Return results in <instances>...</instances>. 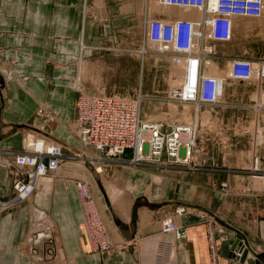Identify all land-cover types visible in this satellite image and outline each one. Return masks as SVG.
I'll use <instances>...</instances> for the list:
<instances>
[{
    "label": "crops",
    "instance_id": "obj_1",
    "mask_svg": "<svg viewBox=\"0 0 264 264\" xmlns=\"http://www.w3.org/2000/svg\"><path fill=\"white\" fill-rule=\"evenodd\" d=\"M141 6L140 0H0V150L21 148L24 131L42 142L58 143L46 135L71 141L63 126L75 116L77 83L87 93H104L108 86L104 30L124 32L132 24L144 29L148 15L141 14ZM39 109L51 119L38 115ZM65 143L62 149L70 151ZM7 161L0 154V201L13 195L8 169L14 166ZM83 170L92 178V193L116 245L156 235L162 217L184 205L189 212L171 215L184 235L176 241V264H239L229 254L231 241H238V254L246 250L245 264H264V193L253 192L246 175L174 177L121 163L102 166L100 177ZM83 170L61 165L56 176L41 177L28 197L0 214V264H135L134 247L86 255L73 186ZM204 212L214 221L203 218ZM46 248L56 254L54 260L47 261Z\"/></svg>",
    "mask_w": 264,
    "mask_h": 264
},
{
    "label": "rangeland",
    "instance_id": "obj_2",
    "mask_svg": "<svg viewBox=\"0 0 264 264\" xmlns=\"http://www.w3.org/2000/svg\"><path fill=\"white\" fill-rule=\"evenodd\" d=\"M141 1V14L146 13L148 18L151 16L160 17V15H163L161 18L165 19L191 18L200 20L202 18L200 12L190 8L165 6L159 4L158 0ZM208 1L211 6L212 0ZM144 4H148L153 11H146ZM145 25L146 21L143 29V26L132 24L124 28V32L118 31L116 28L104 30L105 35H108L104 37V80L108 81V86L104 87V93H87L81 89L80 79H78L74 107L75 116L70 125L63 126V130L71 137V141L66 139L67 142L65 140L63 142H66L65 144L70 143L72 149L70 151L62 149L65 155L77 156L73 159H66L62 165H76L82 170L84 167L91 168L93 171L86 160L78 159L84 153L83 155L87 156L89 163L96 166L102 167L108 163H121L156 175L161 173H172L174 177L223 175L226 178L228 175L243 174L247 176L244 178L250 182L253 192L264 193V180L261 178L264 177V110L254 106L257 92L254 91L253 85L245 82H230L224 88L218 103L214 105L175 101L171 94L178 92L180 88L184 67L174 64L171 66L168 54L158 53L154 46L148 47L145 44ZM214 46L216 54L211 61L202 58L200 60L204 65V74L218 80L225 78L226 71L230 68V60L235 56L249 57L254 61L264 59V15L260 18L237 19L230 39L225 43H215ZM81 95H116L129 101H136L139 103V116L142 121L161 123L164 130L170 129L175 124L184 126L177 130L178 142L182 144L178 148V153L180 158L184 157L185 145L189 162L170 165L165 163L163 158H160L158 164L143 162L136 165L130 163L132 153L129 150L125 151L124 156L113 159L105 158L96 151L94 152L91 147L86 146L77 138L76 103ZM43 112L41 109L37 111L38 115H43L42 118L50 120V112L46 109ZM142 135L143 139H149L150 131L146 130ZM45 137L53 139L61 145L51 143L50 140V142L47 140L42 142L45 139L41 136L26 134L24 131L21 148L18 150H0V154L5 156L7 162L13 161L14 167L8 169L12 177L11 187L16 177L14 171L16 155L27 151L33 154L39 151H48L55 145L63 147V142L61 143L47 135ZM190 143H192L191 148H189ZM145 147L146 145L143 144L142 148L145 149ZM140 151H136L137 156H141L142 153L145 154V152ZM143 155L141 157H144ZM237 170L247 172H233ZM57 173H53L51 176L54 177ZM86 175L88 177L81 178ZM76 178L73 186L78 196L85 229L86 255L91 253L113 255L120 251L129 250V247H134L133 252L136 253L137 257L135 264H153L155 261L159 264H176V241L184 235L179 232L178 225L171 215L179 216L189 212L185 210L184 205L174 206L172 214L162 217L156 235L133 236L131 241H124L122 243L124 247H121L109 238L96 196L92 193L90 174L83 170ZM223 185H225L224 182L220 183L222 191H227L228 189ZM14 197L13 191V195L8 201H0V214L23 200L12 201ZM102 207H104L103 203ZM200 215L205 219L214 221L213 217L205 212ZM168 219L174 225L173 231H168L165 228ZM210 230L213 231V229ZM44 250L48 256L47 261L55 259L56 254L51 248ZM235 254L241 256L238 252ZM46 255L43 253L44 258ZM143 256H146L145 260L141 259Z\"/></svg>",
    "mask_w": 264,
    "mask_h": 264
},
{
    "label": "built area",
    "instance_id": "obj_3",
    "mask_svg": "<svg viewBox=\"0 0 264 264\" xmlns=\"http://www.w3.org/2000/svg\"><path fill=\"white\" fill-rule=\"evenodd\" d=\"M158 3L190 8L202 15L200 20L153 16L146 20L145 44L148 47L154 46L158 53L168 54L171 66L184 67L180 88L171 94L172 98L181 103L214 105L230 82H245L252 84L257 92L254 106L264 110L263 58L255 61L242 57L231 58L230 68L222 80L205 75L200 60L211 61L216 54L214 44L225 43L230 39L237 19L260 16L264 12V0H212L211 6L208 0H158ZM76 108L77 138L105 158H119L129 150L132 153L130 163L136 165L143 162L158 164L160 158L170 165L189 162L185 145L184 157L180 158L178 153L182 144L178 142L177 130L184 126L175 124L164 130L161 123L142 121L139 103L136 101L116 95H81ZM146 129L150 131L149 139L142 138ZM143 144L146 145L145 149L142 148ZM136 149L145 152L144 155L142 153L144 157L137 156ZM67 158L74 156L65 155L60 147L35 154L27 151L16 155V177L12 185L15 197L12 201L27 197L36 179L55 171ZM24 159L33 161L22 166L19 162ZM261 178L264 180V177ZM171 226V220L168 219L167 227ZM179 232L183 233V230L179 229ZM209 249L214 258L211 240Z\"/></svg>",
    "mask_w": 264,
    "mask_h": 264
},
{
    "label": "bare ground",
    "instance_id": "obj_4",
    "mask_svg": "<svg viewBox=\"0 0 264 264\" xmlns=\"http://www.w3.org/2000/svg\"><path fill=\"white\" fill-rule=\"evenodd\" d=\"M264 15V12L260 15V16H258V17H249V18H260V17H262ZM146 130H148V129H146ZM146 130H144V131H146ZM143 131V132H144ZM143 134V133H142ZM59 144V143H58ZM61 145V144H60ZM60 145H55L53 148H55V147H60V149H61V151H62V147L60 146ZM87 146V145H86ZM89 146V145H88ZM90 147V146H89ZM52 148V149H53ZM92 148V147H91ZM93 149V148H92ZM140 149V148H139ZM139 149H136V151L137 150H139ZM94 150V149H93ZM80 152V151H79ZM79 152H77V153H79ZM93 152V151H92ZM95 152V151H94ZM81 154V153H80ZM84 154V153H83ZM83 154H81V156L80 157H78V159L80 158L81 160H83V161H87V163L90 165V167H92V169H93V171H92V173H94L95 174V176L96 175H98L99 177H100V175H101V171H102V167H100V166H96V165H94L93 163H89V159L87 158V156L86 155H83ZM73 155H75L74 153H73ZM77 155H75L74 156V158L76 157ZM68 159H73V158H67V160ZM66 160V159H65ZM64 160V161H65ZM81 160H79V161H81ZM92 160V159H91ZM33 161V160H32ZM32 161L31 162H28V161H26L25 159L23 160V161H21V162H19L20 163V165H22V166H24L25 164L27 165V164H31L32 163ZM63 161V162H64ZM62 162V163H63ZM62 163H60L58 166H57V168L55 169V171H53V172H50L49 174H47V176H49V175H51V174H53V173H57L58 172V170H59V167L62 165ZM88 166V165H87ZM91 169V168H90ZM93 176V175H92ZM40 179V177L38 178V179H36V181H35V183L33 184V186H32V188H31V190H30V193H29V195L32 193V191H33V189L35 188L34 186H35V184H36V182L38 181ZM104 182V181H103ZM103 184V183H102ZM105 184V183H104ZM103 184V185H104ZM111 189V188H110ZM117 190V189H116ZM106 194H107V192H106ZM28 195V196H29ZM27 196V197H28ZM109 196H110V198H113L112 196V194H109ZM108 197V196H107ZM111 203V202H110ZM167 223H168V221L165 223V228L168 230V231H173V228H174V225H173V223H172V226H171V228H169V227H167ZM131 243V242H130ZM237 252H239V250L237 251ZM236 252V253H237ZM241 254V253H240ZM247 254V253H246ZM236 255V254H235ZM236 259L237 258H239V256L238 255H236V257H235ZM245 259H246V257H245ZM245 259H244V261H243V264H245Z\"/></svg>",
    "mask_w": 264,
    "mask_h": 264
},
{
    "label": "water",
    "instance_id": "obj_5",
    "mask_svg": "<svg viewBox=\"0 0 264 264\" xmlns=\"http://www.w3.org/2000/svg\"><path fill=\"white\" fill-rule=\"evenodd\" d=\"M227 246H229V248H230V249H229V254H230V256H231L232 258H235L236 255H235L234 252H237V251L239 250V246H240V245H238V241H231V242H229V243L227 244ZM245 257H246V250L244 249V250L242 251V253H241V256L238 258V263H239V264H243V261H244Z\"/></svg>",
    "mask_w": 264,
    "mask_h": 264
}]
</instances>
